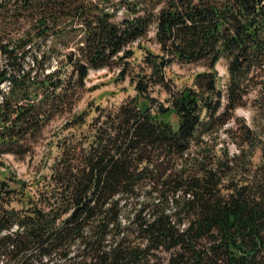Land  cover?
Masks as SVG:
<instances>
[{
    "label": "trees",
    "instance_id": "obj_1",
    "mask_svg": "<svg viewBox=\"0 0 264 264\" xmlns=\"http://www.w3.org/2000/svg\"><path fill=\"white\" fill-rule=\"evenodd\" d=\"M19 2L0 159L27 175L0 177V264H264V0ZM176 63L204 69L177 86ZM102 68L133 96L74 109Z\"/></svg>",
    "mask_w": 264,
    "mask_h": 264
},
{
    "label": "rangeland",
    "instance_id": "obj_2",
    "mask_svg": "<svg viewBox=\"0 0 264 264\" xmlns=\"http://www.w3.org/2000/svg\"><path fill=\"white\" fill-rule=\"evenodd\" d=\"M19 0H9L3 2V6H0V35L11 34L19 35L22 34L26 29L29 28L31 24V18L27 17L28 9L21 10L22 17L13 18L10 17V8L18 7ZM31 13V12H30ZM153 36V30L149 31L146 40H143L141 45H149V38ZM1 43V41H0ZM3 43V41H2ZM134 56L140 58L142 55V48L138 44H134ZM1 67L2 65V55L0 52ZM30 57L27 58L29 61ZM54 64V63H53ZM216 70L219 73V84L223 85L226 80L227 70L225 69L224 60L219 61L216 64ZM204 69V66L200 63H176L172 64L166 69L168 75L173 79L174 83L178 86L183 84H191L194 75ZM86 90L83 92L81 98L77 101L74 109H83L88 105L89 102L94 104H118L119 101L123 100L128 96H133L135 93L134 88L128 83V79H119L113 71L102 68L100 70H90L86 79ZM155 95L159 98H163L164 92H156ZM236 115H243L245 118H249V109L239 107L235 111ZM67 114L63 116H57L52 119L45 127L44 135L45 138H49L51 133L59 127ZM223 136V135H222ZM46 139V140H47ZM45 140V141H46ZM229 148L233 151L235 146L229 143ZM221 147V142L217 144ZM42 146L37 148L35 158H39L41 155ZM259 152L255 153L254 160L258 161ZM28 157L24 160L16 159L11 154H4L0 159V177H4L9 173V168L15 169L20 177H26L25 169L27 167Z\"/></svg>",
    "mask_w": 264,
    "mask_h": 264
},
{
    "label": "built area",
    "instance_id": "obj_3",
    "mask_svg": "<svg viewBox=\"0 0 264 264\" xmlns=\"http://www.w3.org/2000/svg\"><path fill=\"white\" fill-rule=\"evenodd\" d=\"M6 1H9V0H0V4ZM9 87H10L9 81L4 80L0 82V101L2 100L3 94L8 91Z\"/></svg>",
    "mask_w": 264,
    "mask_h": 264
},
{
    "label": "water",
    "instance_id": "obj_4",
    "mask_svg": "<svg viewBox=\"0 0 264 264\" xmlns=\"http://www.w3.org/2000/svg\"><path fill=\"white\" fill-rule=\"evenodd\" d=\"M0 68H1V59H0Z\"/></svg>",
    "mask_w": 264,
    "mask_h": 264
}]
</instances>
